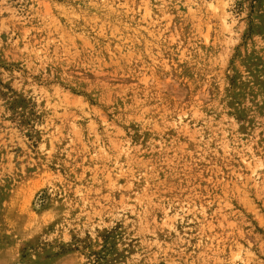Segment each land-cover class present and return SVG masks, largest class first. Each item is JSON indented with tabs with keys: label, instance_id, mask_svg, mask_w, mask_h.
I'll return each instance as SVG.
<instances>
[{
	"label": "rangeland",
	"instance_id": "rangeland-1",
	"mask_svg": "<svg viewBox=\"0 0 264 264\" xmlns=\"http://www.w3.org/2000/svg\"><path fill=\"white\" fill-rule=\"evenodd\" d=\"M0 264H264V0H0Z\"/></svg>",
	"mask_w": 264,
	"mask_h": 264
}]
</instances>
